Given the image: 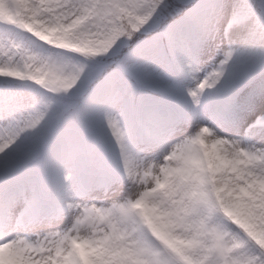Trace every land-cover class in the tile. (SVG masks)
<instances>
[{
    "label": "snow or ice",
    "instance_id": "1",
    "mask_svg": "<svg viewBox=\"0 0 264 264\" xmlns=\"http://www.w3.org/2000/svg\"><path fill=\"white\" fill-rule=\"evenodd\" d=\"M0 264H264V0H0Z\"/></svg>",
    "mask_w": 264,
    "mask_h": 264
}]
</instances>
